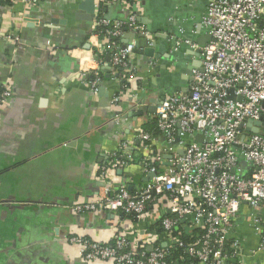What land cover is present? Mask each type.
Returning a JSON list of instances; mask_svg holds the SVG:
<instances>
[{
  "label": "crops",
  "instance_id": "0c3cea01",
  "mask_svg": "<svg viewBox=\"0 0 264 264\" xmlns=\"http://www.w3.org/2000/svg\"><path fill=\"white\" fill-rule=\"evenodd\" d=\"M208 2L141 0L139 19L155 35L154 55L146 54L143 37L125 31L120 44L135 40L139 52L129 61L135 73L128 84L132 92L113 104L129 71L116 72L108 56L99 60L90 39L95 0H40L35 6L0 0V91L7 80L13 89L0 105V264H85L78 247L67 240L72 235L109 243L117 234L157 232L162 218L172 216L167 204L152 205L140 219L122 213L78 214L73 206L103 194L106 184L98 166L111 161L121 142L134 141L138 128L154 127L163 99L188 89L200 56L185 44L171 52L166 34L207 44L202 17ZM105 13L113 20L128 17L115 5ZM95 74L97 91L91 87ZM131 150L137 161L106 180L111 195L121 185L133 189L145 182L139 165L144 151L135 142ZM250 212L244 207L235 233L245 264H264ZM173 264L197 263L178 258Z\"/></svg>",
  "mask_w": 264,
  "mask_h": 264
},
{
  "label": "built area",
  "instance_id": "2783aa9c",
  "mask_svg": "<svg viewBox=\"0 0 264 264\" xmlns=\"http://www.w3.org/2000/svg\"><path fill=\"white\" fill-rule=\"evenodd\" d=\"M24 1L35 6L40 0ZM110 5L122 7L128 17L107 18L105 9ZM140 6L141 0H95L90 39L99 60L108 56L116 72L129 71L113 104L132 92L128 84L135 74L129 61L139 46L135 40L120 44L125 31L143 37L147 47L155 46V35L139 19ZM202 25L210 36L204 46L166 34L171 52L184 44L199 51L200 66L192 68L187 90L157 106L158 135L138 128L134 141L121 142L111 161L97 168L106 184L103 194L73 206L78 214L122 213L140 219L152 205L167 204L172 216L162 218L158 226L162 232L117 234L109 243L72 235L67 240L78 247L85 264H173L169 259L175 251L179 261L245 264L242 241L235 233L244 207L251 211L260 237L257 251L264 252V132L246 131L248 127L261 131L253 123L264 120V0H209ZM99 82L95 74L93 90ZM12 95L7 80L0 105ZM132 102L136 103L135 95ZM132 142L144 151L139 165L145 182L133 189L121 185L111 195L112 187L106 183L110 173L137 161ZM182 226L191 231L183 229L188 240L181 236Z\"/></svg>",
  "mask_w": 264,
  "mask_h": 264
},
{
  "label": "water",
  "instance_id": "95a60500",
  "mask_svg": "<svg viewBox=\"0 0 264 264\" xmlns=\"http://www.w3.org/2000/svg\"><path fill=\"white\" fill-rule=\"evenodd\" d=\"M141 20V19H140ZM136 52H139V50L137 49L136 51H135V53ZM146 54L147 55H149V56H153L154 55V48H150V47H148V49H146ZM198 56H200V53H199V51H198ZM164 100V99H163ZM140 101L138 100L137 101V103H139ZM144 110H146V109H144ZM252 124V122H250L249 123V125H251ZM255 126H257V127H260L261 128V131H259L258 129H255V128H252V127H248L247 129H246V131L247 132H252V133H263L264 132V120H263V122H254L253 123Z\"/></svg>",
  "mask_w": 264,
  "mask_h": 264
},
{
  "label": "trees",
  "instance_id": "16d2710c",
  "mask_svg": "<svg viewBox=\"0 0 264 264\" xmlns=\"http://www.w3.org/2000/svg\"><path fill=\"white\" fill-rule=\"evenodd\" d=\"M104 59H106V57H104ZM154 123H155V125H154V127H150V128H145V130L146 131H148V132H151V133H154V134H157L158 135V132H157V128H156V122H155V120H154ZM171 215H167V217H170ZM157 231L158 232H162V229H160V228H158L157 227ZM181 236L183 237V238H185V239H189V237L186 235V233H184V232H181ZM179 256H180V253L178 252V251H175L172 255H171V257H170V259H169V261L171 262V263H173L174 262V260H177L178 258H179Z\"/></svg>",
  "mask_w": 264,
  "mask_h": 264
},
{
  "label": "rangeland",
  "instance_id": "374dc122",
  "mask_svg": "<svg viewBox=\"0 0 264 264\" xmlns=\"http://www.w3.org/2000/svg\"><path fill=\"white\" fill-rule=\"evenodd\" d=\"M245 166H247V165L245 164Z\"/></svg>",
  "mask_w": 264,
  "mask_h": 264
}]
</instances>
